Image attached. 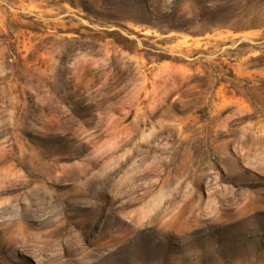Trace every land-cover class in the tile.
<instances>
[{
    "label": "rangeland",
    "instance_id": "374dc122",
    "mask_svg": "<svg viewBox=\"0 0 264 264\" xmlns=\"http://www.w3.org/2000/svg\"><path fill=\"white\" fill-rule=\"evenodd\" d=\"M0 264H264V0H0Z\"/></svg>",
    "mask_w": 264,
    "mask_h": 264
},
{
    "label": "trees",
    "instance_id": "16d2710c",
    "mask_svg": "<svg viewBox=\"0 0 264 264\" xmlns=\"http://www.w3.org/2000/svg\"><path fill=\"white\" fill-rule=\"evenodd\" d=\"M162 59H166V58H162ZM169 59V58H168Z\"/></svg>",
    "mask_w": 264,
    "mask_h": 264
}]
</instances>
